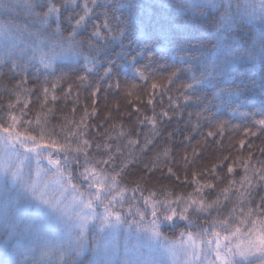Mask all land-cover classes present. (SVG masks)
Instances as JSON below:
<instances>
[{"label": "trees", "instance_id": "1", "mask_svg": "<svg viewBox=\"0 0 264 264\" xmlns=\"http://www.w3.org/2000/svg\"><path fill=\"white\" fill-rule=\"evenodd\" d=\"M50 2L66 8L43 23L22 0H6L0 11V22L22 40L17 53L0 58V125L14 115L15 132L36 136L41 148L53 140L68 147V163L64 150L46 152L79 191L88 190L80 173L91 167L143 202L192 203L187 220L160 221L170 239L181 231L220 237L250 212L257 218L264 37L254 25L224 3L199 0H87L77 25L86 0H35L36 12L42 16ZM25 29L29 36L20 35ZM49 40L88 60L44 67L19 55L29 41L45 47ZM4 240L0 226V264H45L22 246L7 254Z\"/></svg>", "mask_w": 264, "mask_h": 264}, {"label": "rangeland", "instance_id": "2", "mask_svg": "<svg viewBox=\"0 0 264 264\" xmlns=\"http://www.w3.org/2000/svg\"><path fill=\"white\" fill-rule=\"evenodd\" d=\"M199 1L213 6L224 3L230 11L233 8L235 16L246 18L264 37V0ZM5 2L0 0V11ZM22 2L30 6L29 0ZM13 34L0 22L2 60L18 52L16 48L21 39ZM28 43L30 50L21 49L19 55L25 53L28 60L44 67L62 60H88L62 41L49 40L45 47ZM25 151L10 141L5 145L0 139V185L11 189L7 193V217L5 194L0 192V226L6 230L7 254L15 255L13 248L22 246L30 253V258H38L45 264L76 263L85 254H89L87 264H221L216 260L214 249L217 243L229 242L225 240L226 236L234 248L239 246L246 250L250 247L246 235L250 225L244 219L242 224L235 225L220 237L204 238L181 231L176 238L170 239L159 227L167 222L187 220L192 203L178 209L177 204L164 201L143 202L134 198L131 192L118 188L108 175L91 167L80 173L88 190L79 191L63 177L56 164L49 163V159L57 160L56 157L36 149L28 153L29 159L24 161L23 167L25 180L37 186V193L33 195L5 172V167L10 162L18 163L17 157ZM37 152H41L43 158L38 160ZM146 214L150 220L144 219ZM225 223L218 227H226ZM237 228L240 232L233 236ZM215 231L216 228L210 230L211 233ZM248 259L252 264H262L258 252ZM244 264H248V260Z\"/></svg>", "mask_w": 264, "mask_h": 264}, {"label": "snow or ice", "instance_id": "3", "mask_svg": "<svg viewBox=\"0 0 264 264\" xmlns=\"http://www.w3.org/2000/svg\"><path fill=\"white\" fill-rule=\"evenodd\" d=\"M32 9V16H36L40 19V21L46 22V18L52 14L61 15V9H65L66 5L65 4H60L59 7L57 6L56 3L50 2L43 7L47 8L46 12H43L42 16L41 14L36 12V8L39 7L35 3V0H33L32 4L30 5ZM83 11L85 13L84 16H80L78 20H76V24L79 25L84 19L85 16L88 15V9H87V0L84 4ZM74 17H72L73 19ZM5 23H8L5 21ZM14 23V22H13ZM59 31H56V34L59 35ZM21 36H29L30 34L25 31L22 33L20 31ZM96 35H99V32H96ZM71 39V37H69ZM13 68L16 67L15 64L12 66ZM0 75H3V73H0ZM12 108V105H9V109ZM164 115H167L165 113ZM16 123H17V117L12 115L11 116V122L8 127H3L0 125V139H3L5 141V145H7L9 140H12L13 142L19 141L21 147H24L26 151L22 154V156L17 157L18 163L16 162H10L8 166L5 167V172L6 174L10 173L11 177L13 178L14 182H19L26 190L31 191L33 195H36L37 193V186L35 184H29L25 180V176L23 173V167H24V161L29 159L28 153L33 151L35 148H41V145L37 143V137L32 136V135H24L19 132H15L16 129ZM258 123L262 126H264V119H261L258 121ZM15 132V135H14ZM48 135H52L51 133H48ZM41 140L44 138V130H41V136L39 137ZM243 143V142H242ZM31 144L32 147H28V145ZM87 142L85 141V145ZM62 149L65 151V158H64V163H68V147L65 145L59 144L57 141L53 140L51 143L44 148H41V152L43 151H48V149ZM264 151V150H262ZM41 152H37V157L38 160L40 158H43L41 155ZM76 158L73 157V160ZM87 160V157H86ZM50 164H56L60 165L61 161L60 160H52L49 159ZM264 164V161L261 162ZM233 171L232 167H228V172L231 173ZM260 180L264 181V176H260ZM11 191V189L7 185H0V192L5 194V217H7V193ZM43 199V196L41 195L40 197ZM46 203L48 201H45ZM257 211L259 212V216L257 218L252 219V212L249 213V220L245 221V223L250 224V228L248 229L247 232V238H249V245L250 247L246 250L240 249L239 246L234 248L229 240V237H225L226 241H229L228 243H225L221 245L220 243L216 244L215 247V252H216V260L220 261L221 264H244L245 260H248V264H252V261L248 259L249 256L253 255L254 253L258 252L259 253V259L264 264V219H261L260 217H264V197L261 198V203L257 208ZM18 215L21 213L18 211ZM171 218V217H169ZM240 232V229L237 228L235 233H232L233 236H235L237 233ZM236 257H239V259H236ZM5 264H11L10 261H5ZM215 264V262H214Z\"/></svg>", "mask_w": 264, "mask_h": 264}]
</instances>
